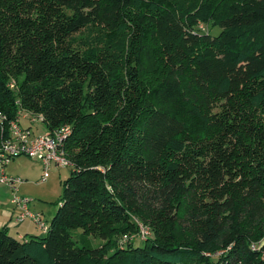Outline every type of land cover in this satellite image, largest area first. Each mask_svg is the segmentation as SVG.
Listing matches in <instances>:
<instances>
[{"label": "trees", "instance_id": "16d2710c", "mask_svg": "<svg viewBox=\"0 0 264 264\" xmlns=\"http://www.w3.org/2000/svg\"><path fill=\"white\" fill-rule=\"evenodd\" d=\"M23 112L72 166L0 264H264V0H0V132Z\"/></svg>", "mask_w": 264, "mask_h": 264}, {"label": "rangeland", "instance_id": "374dc122", "mask_svg": "<svg viewBox=\"0 0 264 264\" xmlns=\"http://www.w3.org/2000/svg\"><path fill=\"white\" fill-rule=\"evenodd\" d=\"M198 28L200 31L210 34H215L218 31L216 27L210 24L200 23ZM73 36L75 46L81 47L82 49L93 47L96 50L104 51V47L109 42L105 38L102 28L98 25H90L88 28L75 33ZM109 45L107 49L111 50V48H115L116 43L110 41ZM220 105L221 101H218L213 111L218 112L220 110ZM22 122L26 123V120H22ZM32 130L35 134H42L46 132L47 129L43 122L38 121L33 125ZM5 172L8 175L16 177L17 181L15 187L17 193L32 200L29 204L30 209L41 212L42 218L48 222L58 206L57 203L62 194V180L69 176L71 167L51 165L45 178L41 179L43 168L40 162L24 155H19L8 162L5 167ZM10 196L11 192L8 185L0 184V226L2 221L6 219L9 226V233L14 238L19 237L18 235L26 229L30 231L28 235L42 236L44 232L36 227L30 220L14 224L13 219L9 217L12 211V206L9 203ZM143 225L146 226L145 224ZM138 232L139 231L128 235L129 239L133 240L134 244H140L141 239H143L138 235ZM151 236V230L148 228L146 238H150ZM93 242L97 244L99 240L93 239Z\"/></svg>", "mask_w": 264, "mask_h": 264}, {"label": "built area", "instance_id": "2783aa9c", "mask_svg": "<svg viewBox=\"0 0 264 264\" xmlns=\"http://www.w3.org/2000/svg\"><path fill=\"white\" fill-rule=\"evenodd\" d=\"M9 85L13 87L14 83L10 82ZM21 117L25 118L30 125H21L19 123ZM21 117L9 122L6 133L0 132V184H6L10 189L9 203L12 206L13 221L19 224L30 220L42 232H46L48 224L42 218V213L31 210L29 204L32 200L17 193L15 187L17 179L12 175H8L5 172V167L11 159L24 155L40 162L43 168L41 179H44L51 165L58 167L72 166L63 149L65 139L71 133V126L64 124L50 132L35 134L32 130V125L41 121L42 115L23 112ZM147 234L148 228L139 224L138 235L141 238H145Z\"/></svg>", "mask_w": 264, "mask_h": 264}, {"label": "crops", "instance_id": "0c3cea01", "mask_svg": "<svg viewBox=\"0 0 264 264\" xmlns=\"http://www.w3.org/2000/svg\"><path fill=\"white\" fill-rule=\"evenodd\" d=\"M9 217H11L12 218V211H11V214H10V216ZM7 225L8 226V224H7V221H6V219H5V221H2V223H1V226L0 227H2L3 225ZM14 224H15V222H14ZM9 227V226H8ZM18 232V231H17ZM28 232H30V231H28L27 229L26 230H24V231H22L18 236H19V238H21V237H23L24 235L23 234H28Z\"/></svg>", "mask_w": 264, "mask_h": 264}]
</instances>
